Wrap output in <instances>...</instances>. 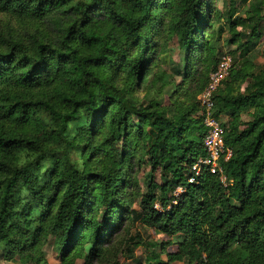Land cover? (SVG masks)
<instances>
[{
	"label": "trees",
	"instance_id": "1",
	"mask_svg": "<svg viewBox=\"0 0 264 264\" xmlns=\"http://www.w3.org/2000/svg\"><path fill=\"white\" fill-rule=\"evenodd\" d=\"M211 2L0 0L1 258L46 264L52 239L62 264H89L131 220L167 238L132 264H264V62L251 60L264 0L242 16L229 0L225 17ZM173 40L181 59L167 73ZM220 44L235 49L211 116L227 117L231 156L195 176L198 96ZM125 246L129 258L158 249L140 235Z\"/></svg>",
	"mask_w": 264,
	"mask_h": 264
},
{
	"label": "rangeland",
	"instance_id": "2",
	"mask_svg": "<svg viewBox=\"0 0 264 264\" xmlns=\"http://www.w3.org/2000/svg\"><path fill=\"white\" fill-rule=\"evenodd\" d=\"M237 4V10H238V16L244 15V11L253 6V0L247 1L246 3H242L241 0H236ZM212 7V14L215 12H220L223 14L222 17H225V13L229 10V0H212L211 2ZM219 24H215V30L218 28ZM228 34L226 33L225 37ZM168 47V53L165 55H162L160 57V66L164 70V72L170 73V68L173 65H176L180 59V52L179 48L177 46V43L175 40L170 41L167 45ZM235 46H228L223 45L219 47V59H221L223 56L230 55V51L234 50ZM264 50V31L260 38V41L258 42V46L255 49V51L252 54V62L255 66L261 67V65L264 62V58L262 56V52ZM244 88V86H242ZM140 92V91H139ZM165 102L167 103V100L165 99ZM199 115V114H198ZM248 120L247 116H242L240 119L239 127L240 129L244 128L243 123ZM221 125L227 124L228 119L227 117L223 116L218 120ZM143 173H141L138 177L141 180L140 186L144 189H146L145 185L143 184L144 181L142 179ZM157 181H159V177L157 176ZM180 191V190H179ZM178 191V192H179ZM155 208L157 210H160L159 204L155 205ZM136 210H138V207H135ZM136 235H140V237L143 239V241H146L148 243H155L158 246V249H151L146 247H138L134 250V253L132 255V258H129L125 254V242H127L130 238H134ZM113 241H107L106 244L103 246L105 250H109L107 254L104 256V258L95 259L91 261L89 264H113V262L118 264H132V260H136L138 258H143V260L148 256L149 253H152L153 250H155L157 253H160L162 247V243L167 241V238L164 236H160L159 234H156L152 229H149L143 225L140 224V222H131V220H124L122 222V225L119 230H117V233L113 235L112 237ZM136 239V238H135ZM113 244V247L112 245ZM113 249V250H112ZM165 250L167 252H174L176 250V247H165ZM114 251V252H113ZM45 263L46 264H62L60 261L59 256L57 255L56 250L54 249L53 240L50 239L45 248ZM164 262L167 261V258L165 255H162L161 258ZM0 264H22L17 257H15L12 260H4L0 257ZM75 264H85L83 260H77ZM174 264H182V263H174Z\"/></svg>",
	"mask_w": 264,
	"mask_h": 264
},
{
	"label": "built area",
	"instance_id": "3",
	"mask_svg": "<svg viewBox=\"0 0 264 264\" xmlns=\"http://www.w3.org/2000/svg\"><path fill=\"white\" fill-rule=\"evenodd\" d=\"M232 66V59L230 55L223 56L218 64L216 71L211 73L209 82L204 90L198 96V103L201 111L199 117L203 118V124L206 128V135L204 138V147L206 150V157L199 159L192 167L193 172L199 175L201 170L207 168L212 174L221 173L219 160L223 155L225 160L231 156V151L224 147L222 125L211 116V109L213 107L212 96L214 92L221 86V83L228 77ZM194 182V178H191ZM222 181L224 178L222 177Z\"/></svg>",
	"mask_w": 264,
	"mask_h": 264
}]
</instances>
